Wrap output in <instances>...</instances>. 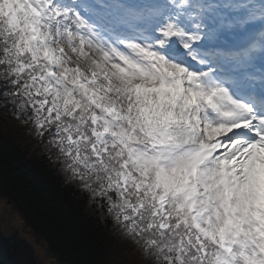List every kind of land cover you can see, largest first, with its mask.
Returning a JSON list of instances; mask_svg holds the SVG:
<instances>
[{"label":"snow or ice","instance_id":"obj_1","mask_svg":"<svg viewBox=\"0 0 264 264\" xmlns=\"http://www.w3.org/2000/svg\"><path fill=\"white\" fill-rule=\"evenodd\" d=\"M0 110L138 264H264V0H0Z\"/></svg>","mask_w":264,"mask_h":264},{"label":"trees","instance_id":"obj_2","mask_svg":"<svg viewBox=\"0 0 264 264\" xmlns=\"http://www.w3.org/2000/svg\"><path fill=\"white\" fill-rule=\"evenodd\" d=\"M22 132L0 110V197L13 203L49 255L60 264H138L139 257L122 246L111 224L66 180L54 158ZM0 264L41 261L36 249L17 233L0 232Z\"/></svg>","mask_w":264,"mask_h":264},{"label":"rangeland","instance_id":"obj_3","mask_svg":"<svg viewBox=\"0 0 264 264\" xmlns=\"http://www.w3.org/2000/svg\"><path fill=\"white\" fill-rule=\"evenodd\" d=\"M1 201V200H0ZM2 202V201H1ZM4 202V201H3ZM3 202H2V204H3ZM1 204V203H0ZM12 211H14V210H12ZM17 216H19L18 214H16V216H13V213L11 214V220H16V219H18V217ZM21 223H22V220L20 219L19 220ZM19 221H15V223H14V226H16V227H19L18 226V224H19ZM21 223H20V226H21ZM22 227H23V225H22ZM21 231V230H20ZM29 234V233H28ZM30 235V234H29ZM29 235H25L27 238H28V240H29V242H32L33 243V245L35 246V247H37V250H38V252L40 253V254H42L43 253V248H42V246L39 244V246H36L35 245V240L33 239V238H31ZM40 248H42V249H40ZM131 257V259L132 260H134V261H136L134 258H132V256H130ZM47 260V259H46ZM46 260H43V261H46ZM44 264H49V261L47 260Z\"/></svg>","mask_w":264,"mask_h":264}]
</instances>
